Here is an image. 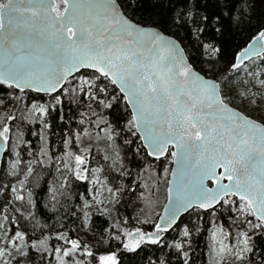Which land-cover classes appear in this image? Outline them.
I'll return each mask as SVG.
<instances>
[{"label":"snow or ice","instance_id":"1","mask_svg":"<svg viewBox=\"0 0 264 264\" xmlns=\"http://www.w3.org/2000/svg\"><path fill=\"white\" fill-rule=\"evenodd\" d=\"M204 236L264 264V0H0V264Z\"/></svg>","mask_w":264,"mask_h":264},{"label":"trees","instance_id":"2","mask_svg":"<svg viewBox=\"0 0 264 264\" xmlns=\"http://www.w3.org/2000/svg\"><path fill=\"white\" fill-rule=\"evenodd\" d=\"M53 141H57L55 136L52 137ZM58 142V141H57ZM199 247L197 248V253L199 255L198 264H207V237H201L198 240Z\"/></svg>","mask_w":264,"mask_h":264},{"label":"rangeland","instance_id":"3","mask_svg":"<svg viewBox=\"0 0 264 264\" xmlns=\"http://www.w3.org/2000/svg\"><path fill=\"white\" fill-rule=\"evenodd\" d=\"M208 243H209V241H208V239H207V245H208ZM207 252H208V247H207Z\"/></svg>","mask_w":264,"mask_h":264}]
</instances>
